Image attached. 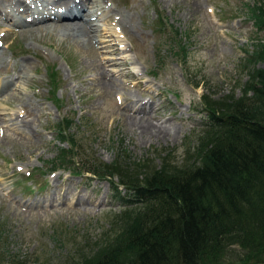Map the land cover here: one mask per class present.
Masks as SVG:
<instances>
[{"label": "rangeland", "instance_id": "1", "mask_svg": "<svg viewBox=\"0 0 264 264\" xmlns=\"http://www.w3.org/2000/svg\"><path fill=\"white\" fill-rule=\"evenodd\" d=\"M258 2L88 0L76 20L58 0H0L1 264H81L126 223L114 214L123 205L109 179L37 171L58 146L70 147L56 137L66 117L77 161L193 160L204 96H243L251 71L263 66L247 61L264 40L248 11ZM69 24L86 25L88 36L76 39ZM248 254L234 244L213 264H245Z\"/></svg>", "mask_w": 264, "mask_h": 264}, {"label": "trees", "instance_id": "2", "mask_svg": "<svg viewBox=\"0 0 264 264\" xmlns=\"http://www.w3.org/2000/svg\"><path fill=\"white\" fill-rule=\"evenodd\" d=\"M248 11L264 31V3ZM175 34L181 35L177 28ZM174 42L186 55L182 39ZM247 61L263 66L251 71L243 96L218 101L204 96L207 116L199 145L193 160L181 165L166 157L157 167L121 157L80 162L78 139L67 133L73 120L55 124L56 137L70 147L58 146L37 171H89L109 179L123 205L114 214L127 218L116 237L81 264H213L238 243L249 250L245 264H264V40L255 43Z\"/></svg>", "mask_w": 264, "mask_h": 264}, {"label": "bare ground", "instance_id": "3", "mask_svg": "<svg viewBox=\"0 0 264 264\" xmlns=\"http://www.w3.org/2000/svg\"><path fill=\"white\" fill-rule=\"evenodd\" d=\"M4 1V0H2ZM6 2H8L7 5H11L13 3V0H5ZM97 1V0H95ZM25 3H27V5L23 6L24 8L23 9H28L29 8V2L27 1H23ZM88 2V0H58V7H62L64 6L65 9L67 10L66 11V16L68 17V19L70 18H75L76 20H81V19H78V17H80L82 15V9H83V6L84 4H86ZM21 3V2H20ZM6 3H4L5 5ZM6 6V5H5ZM31 7V6H30ZM64 10V9H63ZM28 13V12H27ZM64 14V15H65ZM4 16V15H3ZM57 16H55L56 18ZM67 19V18H66ZM16 20V19H15ZM67 26V29H70L72 32L71 34L74 35L76 37V39L80 40L83 39L84 37L88 36L87 35V29H85V26H77V25H65ZM41 28V27H40ZM68 35V34H67ZM68 37V36H67ZM71 37V36H70ZM73 37V36H72ZM3 55H1V51H0V60H1V57ZM132 76V75H131ZM107 83V82H106ZM139 100V99H138ZM137 104V103H136ZM142 107V106H141ZM138 126V125H137ZM149 126H147L148 128ZM161 132H159L160 134ZM163 135V134H162ZM169 135V134H168ZM147 136V135H146ZM155 136V135H154ZM159 138V137H158ZM161 138V137H160Z\"/></svg>", "mask_w": 264, "mask_h": 264}]
</instances>
